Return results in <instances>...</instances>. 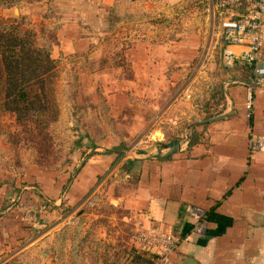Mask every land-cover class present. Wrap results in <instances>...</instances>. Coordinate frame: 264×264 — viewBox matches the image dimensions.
Listing matches in <instances>:
<instances>
[{"label":"crops","instance_id":"crops-1","mask_svg":"<svg viewBox=\"0 0 264 264\" xmlns=\"http://www.w3.org/2000/svg\"><path fill=\"white\" fill-rule=\"evenodd\" d=\"M49 1L37 23L55 27L51 59L68 89L64 105L78 137L70 167L79 162L80 171L64 203L48 209L78 210V219L93 223L108 207L131 234H172L180 242L171 264H264V147H255L264 144V83L239 59L227 67L221 47L212 48L217 0L125 4L118 67L102 65L108 39L118 34L109 30L116 0H96L85 11H59ZM13 8L8 14L18 16ZM231 50L236 57L244 51ZM260 59L264 67V45ZM8 166L0 156V253L19 237L17 209L6 210L19 196H40L10 180ZM68 178L59 177L58 191L44 200L55 201ZM89 200L97 212H88Z\"/></svg>","mask_w":264,"mask_h":264},{"label":"rangeland","instance_id":"rangeland-1","mask_svg":"<svg viewBox=\"0 0 264 264\" xmlns=\"http://www.w3.org/2000/svg\"><path fill=\"white\" fill-rule=\"evenodd\" d=\"M49 2V0H24L15 6L20 9L18 16L8 14V10L12 8L0 7V20L7 22L18 20L22 24L35 22L34 26L39 34L42 33L48 39H52V29L55 27L50 26V30L46 31L37 23L42 16L44 5H47L46 10L50 8ZM213 2L214 0H181L180 3L212 4ZM51 3L57 4L59 11L71 9L85 11V8L89 7L88 4H96V0H51ZM133 3L118 2L120 7L118 6L116 11L117 15L122 17L125 4ZM117 15L115 16L118 17ZM124 19L129 20V17ZM121 25V23L117 25L113 32L123 33ZM58 76L59 73L54 86V96L59 118L56 122L50 123L47 129L41 127L44 124L27 120L18 122L10 114L0 115V156L4 164H9L10 168L5 169L8 170L10 180L17 181L23 188H34L42 196L33 193L36 201H32L29 199V194H33L29 193L28 198L15 205L19 237L17 240L14 239L12 247L0 253V264H111L116 263L124 250L131 246L129 237L132 228L122 223L120 212L108 207L98 210L100 219L93 223L84 221L83 218L78 219L83 214L77 213L78 210L71 213L68 211L67 216L64 208L49 210L48 207L37 217L36 223H30L32 225L28 226L23 222L26 206L31 205L33 210L42 207L46 203L44 198L58 191L56 187L58 178H68L69 174L67 182L61 189V195L66 197L67 188L80 171L79 162L74 168L70 167L74 164V152L71 151H74L78 137L75 134V123L68 115L69 106L67 108L66 104L64 105L68 89L58 84ZM63 109L66 110L64 113L66 117L61 114L60 110ZM87 208L89 213L97 212L95 207ZM69 216L71 220L64 221ZM49 226L55 229L51 236H48ZM101 229H107L108 234L103 233L102 237L99 236L98 231ZM107 236L112 238L107 239ZM48 239H51L50 243Z\"/></svg>","mask_w":264,"mask_h":264},{"label":"trees","instance_id":"trees-1","mask_svg":"<svg viewBox=\"0 0 264 264\" xmlns=\"http://www.w3.org/2000/svg\"><path fill=\"white\" fill-rule=\"evenodd\" d=\"M23 1L0 0V7L13 8ZM116 1L133 3L141 0ZM145 1L158 3L162 0ZM115 15L116 9L109 11L111 34L128 17ZM123 46L119 34H112L106 44L102 65L121 66ZM51 50L50 40L39 34L33 24L0 20V115L11 114L18 122L27 120L44 124L43 129L58 120L59 110L54 96L58 66L51 59ZM124 251L116 263L111 264H156L155 258H148L133 247Z\"/></svg>","mask_w":264,"mask_h":264},{"label":"built area","instance_id":"built-area-1","mask_svg":"<svg viewBox=\"0 0 264 264\" xmlns=\"http://www.w3.org/2000/svg\"><path fill=\"white\" fill-rule=\"evenodd\" d=\"M217 10L220 21L219 32L214 34L212 48L221 47L222 57L227 67H232L233 62L239 59L254 76L256 84L264 83V67L261 66V51L264 45V0H217ZM233 47H242L244 51L239 57L233 52ZM252 99L249 96L246 103V111L251 112ZM257 149L262 150L264 144L256 142ZM25 191L32 189L25 188ZM15 205L20 202L19 197ZM65 196L60 195L55 201H46L42 207L33 210L32 206H26L25 222L36 223L37 217L50 205L61 206ZM17 202V203H16ZM95 200H89L87 206L93 207ZM9 207L6 211H12ZM196 232L203 233V226H196ZM179 238L172 234L151 235L136 231L129 237V243L140 254L148 258H155L156 264H171L170 256L179 245Z\"/></svg>","mask_w":264,"mask_h":264}]
</instances>
